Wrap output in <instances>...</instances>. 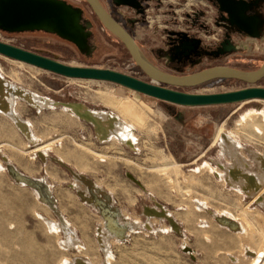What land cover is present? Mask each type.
<instances>
[{
    "label": "rangeland",
    "instance_id": "1",
    "mask_svg": "<svg viewBox=\"0 0 264 264\" xmlns=\"http://www.w3.org/2000/svg\"><path fill=\"white\" fill-rule=\"evenodd\" d=\"M67 1L83 8L84 17L92 23V54L85 55L73 43L43 31H0V40L65 64L111 69L148 80L85 0ZM250 1L253 5L246 13L264 18V0ZM112 8L111 13L145 56L164 71L181 74L216 65L253 69L264 59V24L261 38L245 40L243 31L221 19L215 0H148L143 14L128 7ZM192 27L200 32L205 43L201 47L207 50L222 39L226 28L237 45L219 55L198 54L175 69L167 48V31L190 32ZM0 73L57 101L40 109L23 100L16 102L15 110L28 123L34 143L0 113V264H58L75 255L91 264L100 263L104 255L96 236L99 213L76 196L78 181L72 170L107 189L122 215L138 224L127 240L109 242L110 264H251L243 249L262 247L264 251V209L224 179L219 164L228 166L232 159L217 141L220 131L228 132L239 155L251 169H257L251 151L264 154V99L169 107L168 102L113 82L60 76L2 54ZM249 86L264 87V77L255 83L225 79L177 89L218 93ZM68 101L110 111L127 121L134 148L115 138L99 139L90 123L62 107L60 102ZM36 146L47 154L44 161L35 154ZM4 157L24 174L47 181L81 246L63 248V234L50 231L44 221H55L56 214L38 203L29 188L13 181L4 168ZM56 157L64 162L58 163ZM145 205L163 206L181 231L170 227L168 218L145 214ZM220 212L237 218L243 231L236 234L219 226L213 213ZM262 262L263 257L258 264Z\"/></svg>",
    "mask_w": 264,
    "mask_h": 264
},
{
    "label": "water",
    "instance_id": "2",
    "mask_svg": "<svg viewBox=\"0 0 264 264\" xmlns=\"http://www.w3.org/2000/svg\"><path fill=\"white\" fill-rule=\"evenodd\" d=\"M85 1L100 24L124 45L131 59L148 77V80L111 69L65 64L1 40L0 54L64 77L113 82L178 106L194 107L264 99V87L261 86H249L218 93H191L177 89L204 84L218 78L255 83L264 77V60L260 66L252 70L216 65L190 73L167 72L158 68L145 56L130 32L102 6L99 0ZM114 2L118 6L135 10L137 14H143L138 0H115ZM215 2L222 19L235 25L239 30L247 33L256 32L258 16L246 13L253 5V1L215 0ZM91 26L92 23L84 17L83 8L67 0H0V31L3 32L52 33L73 43L81 53L90 55L93 52L90 41ZM168 35L178 37L177 50H190L201 46V39L187 32L171 30ZM224 42H229V33L225 34ZM231 48H233L231 44L226 49L218 46L214 50H205V53L219 55Z\"/></svg>",
    "mask_w": 264,
    "mask_h": 264
},
{
    "label": "bare ground",
    "instance_id": "3",
    "mask_svg": "<svg viewBox=\"0 0 264 264\" xmlns=\"http://www.w3.org/2000/svg\"><path fill=\"white\" fill-rule=\"evenodd\" d=\"M18 100H23L24 102L38 109L53 105L57 103V101L21 87V85L19 86L7 80V78L5 79V77L0 73V113L1 115L3 114L8 117L11 120L13 127L22 132L29 139V141L34 143L36 140L31 134L28 123L23 120L15 110V105ZM60 103L62 104V107L66 108L68 112L72 113V115L76 116L80 120L90 123L99 139L107 140L115 138L120 143L127 145L130 148H134L135 139L132 134L131 125L117 114L107 110L90 108L81 102L68 101ZM244 118H246V116ZM217 141L219 142L221 148L226 153H228L232 159L228 166L219 164L220 168L224 171V179L234 186L239 192L241 191L247 195H250L253 200L257 202L258 205L260 204L264 209V154L251 151L252 157L254 158L257 165V169L254 170L251 169L248 166L249 164L243 159L242 156L239 155L237 143L233 140V137L228 134V132L224 133L223 131H220L217 136ZM35 148V154H38V156L44 161L47 157V154L42 151L39 146H36ZM4 161V168L6 171H8L13 181H15L18 185H23L29 188L34 193L38 203L43 205L48 211L56 214L57 219L55 221H49L48 219H45L44 221L46 222L50 231L59 233L60 235L63 234L61 241L63 248L81 246V242L69 225L70 223H68L63 217L61 210L58 207L56 198L51 192V187L47 181L42 177L36 178L31 175L24 174L5 157ZM56 161H58V163L64 162L63 159L58 157H56ZM72 174L74 177L73 179L78 181L75 183V187L73 185L76 190V196L79 198V200L94 207L99 213L100 224L98 226L96 236L98 240L97 243H99L104 255L101 257L99 264H110L112 255L110 253L109 242L127 240L129 231L132 228L137 227L138 224L136 221L124 217V214L122 215L120 209L114 205V202H112L113 199L107 189L105 190L103 187H101V185L95 183L93 179L83 173L72 170ZM198 206H200L199 203ZM157 207L145 205L143 207V212L148 216L168 218L170 227L180 232L181 227L178 225V223H176L175 219H173L172 216L167 213L166 209L163 206H161V208ZM213 216L215 217V222L219 226L225 227L234 233L236 232V234L243 231V225L237 218L222 212L213 213ZM150 225L151 224L148 223L144 224V226L147 227ZM250 230L252 231L251 228ZM246 233H248V230ZM261 248L260 250H257V248L256 250H251L252 248L250 249V247L249 249H243V252L250 256L252 260L251 264H258V261L262 257V264H264V251L262 252L263 248L262 250ZM189 252L191 253V251ZM58 264L91 263L82 256L75 255L72 258L61 259Z\"/></svg>",
    "mask_w": 264,
    "mask_h": 264
},
{
    "label": "flooded vegetation",
    "instance_id": "4",
    "mask_svg": "<svg viewBox=\"0 0 264 264\" xmlns=\"http://www.w3.org/2000/svg\"><path fill=\"white\" fill-rule=\"evenodd\" d=\"M100 3L102 4V6L117 20V18L111 13L110 10H112L114 8L118 9L121 7H126V6H118L115 4V0H99ZM107 1V2H106ZM140 2L141 5V9L142 11H144V3L147 2L148 0H138ZM87 4V3H86ZM88 8L91 10V8L89 7V5L87 4ZM111 7V9H110ZM133 10V9H131ZM92 11V10H91ZM135 12V10H133ZM118 21V20H117ZM119 22V21H118ZM225 34V33H224ZM225 39V35L222 37V40L220 41V43L218 45H216L214 48H211L210 50H214L216 47L220 46L221 49H226L229 46V42H224ZM178 44V37L175 35H168L167 38V48L168 51L171 53L172 55V59H170L173 67L179 68V66L184 65L187 62H190L196 55H201L205 53V48L199 46V47H194L190 50H177L176 46ZM206 54V53H205Z\"/></svg>",
    "mask_w": 264,
    "mask_h": 264
},
{
    "label": "crops",
    "instance_id": "5",
    "mask_svg": "<svg viewBox=\"0 0 264 264\" xmlns=\"http://www.w3.org/2000/svg\"><path fill=\"white\" fill-rule=\"evenodd\" d=\"M254 15V14H253ZM257 16V15H256ZM222 19V18H221ZM258 19H259V22H258V24H257V29H256V32H251V33H247L246 31H243L242 33L245 35V37H244V39L245 40H248V41H250V42H253L254 40H256L257 38H261V36H262V30H263V24H264V18H263V16H259L258 17ZM193 25V24H192ZM217 27L219 28L220 27V29L221 28H223L222 26H219V25H217ZM172 29H170V30H168L167 31V33L169 32V31H171ZM228 29L226 28V31L224 32L225 34L226 33H229V31H227ZM176 31H183V30H176ZM186 31V30H185ZM240 31H242V30H240ZM189 35H191V36H196V37H201V34H200V32L198 31V29H194L193 27H192V30L189 32V31H186ZM223 33V36L225 35ZM229 36H230V34H229ZM209 36H207V38H208ZM210 37H214V36H210ZM167 38H168V34H167ZM201 39V38H200ZM216 40V39H215ZM222 40V39H221ZM221 40H219V42L216 44L215 42H213V43H211L210 45H212L213 47H215L216 45H218L219 43H220V41ZM241 41V39H239V42ZM204 41L201 39V44H205V43H203ZM229 44H231L232 46H233V48H231L229 51H232L234 48H235V45H237V43L235 44L233 41H231L230 40V37H229ZM238 44H240V43H238ZM264 60V59H263ZM263 60L261 61V63L263 62ZM260 63V64H261ZM260 64L258 65V66H260ZM257 66V67H258ZM257 67H255V68H257ZM255 68H253V69H255ZM201 69H203V68H201ZM238 69H240V68H238ZM200 70V69H199ZM244 70H252V69H244ZM196 71H198V70H196ZM194 72V71H193ZM190 73V72H189ZM41 145V144H40ZM63 159V158H62Z\"/></svg>",
    "mask_w": 264,
    "mask_h": 264
},
{
    "label": "trees",
    "instance_id": "6",
    "mask_svg": "<svg viewBox=\"0 0 264 264\" xmlns=\"http://www.w3.org/2000/svg\"><path fill=\"white\" fill-rule=\"evenodd\" d=\"M97 19V18H96ZM133 64L134 65H136L135 63H134V61H133ZM215 80H217V81H221V80H225V79H222V78H218V79H214V80H211V81H215ZM211 81H209V82H211ZM168 104V103H167ZM170 106H174V105H172V104H169V107ZM171 111V110H170Z\"/></svg>",
    "mask_w": 264,
    "mask_h": 264
}]
</instances>
